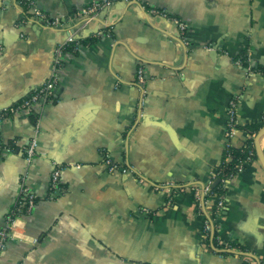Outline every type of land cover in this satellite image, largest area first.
I'll use <instances>...</instances> for the list:
<instances>
[{
	"label": "crops",
	"instance_id": "1",
	"mask_svg": "<svg viewBox=\"0 0 264 264\" xmlns=\"http://www.w3.org/2000/svg\"><path fill=\"white\" fill-rule=\"evenodd\" d=\"M32 1L50 21H65L0 0V109L46 81L55 48L71 33L81 43L64 52L51 101L0 120V229L23 177L39 196L23 216L28 240L10 241L0 264L264 262L259 158L205 207L194 195L224 160L233 98L241 126L264 127V0H121L82 29L70 18L100 0ZM153 9L187 24L188 45ZM243 56L252 70L235 62ZM36 129L28 166L25 146ZM246 137L240 129L232 144ZM260 142L264 151V135ZM107 156L128 172L110 171ZM56 166L65 191L51 195ZM219 194L224 207L206 236L204 216Z\"/></svg>",
	"mask_w": 264,
	"mask_h": 264
},
{
	"label": "built area",
	"instance_id": "2",
	"mask_svg": "<svg viewBox=\"0 0 264 264\" xmlns=\"http://www.w3.org/2000/svg\"><path fill=\"white\" fill-rule=\"evenodd\" d=\"M27 4V7L33 11V15L43 19L45 21H49L52 24L58 25L64 22L65 18H55L49 20L47 15L39 10L35 3L32 0H23ZM117 1L121 0H100V1H93L91 4L81 8L79 11L75 13L73 17H71L69 21L74 20H82L79 24V28H85L90 21L93 19H96L101 11L103 9L110 8L113 6ZM122 1H132V0H122ZM155 13H160L167 18L171 20L172 23H174L180 32V39L183 43L188 45V35H187V24L182 21L180 18L171 16L166 12L165 10H158L153 9L152 10ZM67 20V19H66ZM80 39H78L75 34H70L68 38L60 43L54 51V64L52 68V72L49 75V77L46 79V81L37 87L33 92H31L30 95L27 97L17 101L16 103L10 105L9 107L0 109V120L12 115V114H18L23 111H28L31 109V107L35 104H46L49 101H51L55 94V89L57 86V83L59 81V71L62 64V56L64 52L70 47H73V50L76 51L80 47ZM207 49L211 50L214 49L213 45L206 46ZM239 66L244 67L248 71L252 70L250 67V60L249 57H238L235 61ZM247 63V65H245ZM264 73V71H261ZM143 71L142 69L139 70V82H143ZM238 99L233 98L230 101L229 109H228V123H227V131H226V150H225V157L223 162H227L232 158V152L230 150V147L232 145V140L234 139L236 133L241 129V125L239 124L238 120ZM38 129L35 131V135L30 139L27 146H25V160L28 166L31 165L37 150L38 145V139H37ZM253 151L249 152V155L246 159L243 160L242 163H238L236 165V171L235 172H225L224 171V165L218 166L215 171L212 173L213 177L210 182V184L204 186L202 189L199 187L194 188V195L197 204L200 207H205L210 202L211 197L214 195V185L223 184L230 182L237 174V172H240L244 170L249 164H251L253 159ZM105 163L107 164L110 171H116L121 170L122 172L126 173L128 172V168L120 165L118 163H115L112 161L108 156L105 158ZM62 168L60 166H56L52 172L51 175V181H50V191L51 195L59 194L65 191V186H63L62 179ZM26 179L23 177L22 179V185H21V194L16 201L14 207L11 210V213L9 214V217L7 219V222L3 228L0 229V255L2 252L6 250V248L9 245L10 241L13 240H22L27 241L28 236L25 233V226L23 222V216L30 213L33 208L36 206L39 196L36 192L30 189V187L25 182ZM181 189V188H180ZM224 207V200L221 194L217 195V200L214 202V207L206 211L204 216V234L208 236L211 232L215 230V220L219 216V214L222 212V209ZM226 249H231L230 246L227 245L225 247ZM245 254L247 252L244 251ZM252 264H264V262L261 261H255L253 259H250Z\"/></svg>",
	"mask_w": 264,
	"mask_h": 264
},
{
	"label": "trees",
	"instance_id": "3",
	"mask_svg": "<svg viewBox=\"0 0 264 264\" xmlns=\"http://www.w3.org/2000/svg\"><path fill=\"white\" fill-rule=\"evenodd\" d=\"M81 42V40H80ZM67 50H73V47L70 46ZM77 51V50H76ZM247 65V63H245ZM32 119L34 122H37L38 114H33ZM262 124H249V125H242L240 126L243 131L246 133V138L244 140V144L241 147H238L236 145H231L230 150L232 152V158L227 162H222L220 166L223 167L224 165V171L229 172H235L236 171V165L238 163H242L244 159H246L249 155L250 151H253V159H258L256 148H255V137L254 135L258 132V130L261 128ZM220 184L216 185L214 190H217L220 193Z\"/></svg>",
	"mask_w": 264,
	"mask_h": 264
},
{
	"label": "water",
	"instance_id": "4",
	"mask_svg": "<svg viewBox=\"0 0 264 264\" xmlns=\"http://www.w3.org/2000/svg\"><path fill=\"white\" fill-rule=\"evenodd\" d=\"M217 52V51H215ZM258 65H253L252 67H257ZM264 135V127L261 128L257 134V136L255 137V146H256V152H257V156L261 162V165L264 169V151H263V147L262 144L260 142L261 136ZM118 264H122L121 262H117Z\"/></svg>",
	"mask_w": 264,
	"mask_h": 264
}]
</instances>
